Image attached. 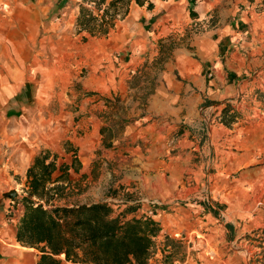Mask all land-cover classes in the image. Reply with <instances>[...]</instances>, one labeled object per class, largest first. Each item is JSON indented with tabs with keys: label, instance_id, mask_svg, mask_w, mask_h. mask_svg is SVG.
<instances>
[{
	"label": "crops",
	"instance_id": "obj_1",
	"mask_svg": "<svg viewBox=\"0 0 264 264\" xmlns=\"http://www.w3.org/2000/svg\"><path fill=\"white\" fill-rule=\"evenodd\" d=\"M59 1L0 0V185L7 180L8 169L19 175L22 182L26 181L36 155L43 149L54 148L58 135L60 139L67 138V132L52 134L50 106L57 102L53 97L56 90H67L68 84L79 77L84 59L74 49L80 52L84 44L79 45L68 32H57L58 25L53 21L45 22ZM165 3L164 10L149 11L163 12V18L173 22L170 27L186 22L199 25L204 31L193 35L188 44L191 49H176L162 63L154 90L138 116L140 119L125 132L130 145L137 141L134 154L141 167L149 170L143 185L156 194L147 197L157 204L165 203L153 217L159 223L155 241L158 248L167 245L171 250L163 255L157 249L149 264H247L257 249L250 245V239L244 242V238L254 236L253 231L264 227V208L259 209L264 205V199L261 200L264 178L260 175L264 165L256 166L263 162L255 144V140L264 141V113L260 118L255 108H251V103L261 104L258 97L264 101V3L263 0H168ZM147 10L131 5L125 20L107 35L102 55L111 56L117 73L113 80L102 73L95 82L93 68L89 77L83 81L79 78V88L91 96L85 103H94L111 93L117 96L129 89L128 81L147 59L149 41L139 36L131 42L135 31H140L136 28L131 32L128 26L136 14L145 16ZM213 11L218 22L210 28ZM78 12L77 7L71 13L68 6L63 8L65 29L75 25ZM58 101L61 103L62 98ZM130 102L134 104L132 99ZM247 104L254 112L244 119L259 118L251 126L243 127L241 122L245 121L238 118L236 122L240 123L229 127L216 122L228 106L240 110ZM41 109L43 115L37 113ZM91 110L81 126L84 135L74 142L79 147L76 157L83 168L86 158L82 156H94L101 130L100 119ZM203 126L211 129L208 143L213 147L221 145L226 154L220 163L218 159L215 161L222 167V176H206L202 161L185 162L201 148L195 136H192L195 141L189 140V134L182 131L197 133ZM39 127L41 130L37 131ZM177 130L181 131L182 139L176 141ZM202 149L205 154V148ZM234 149L240 151L235 153ZM56 159L58 166L63 165L59 163L60 157ZM245 165L249 167L239 177L228 174ZM187 169L191 175L186 183L182 181L180 191L165 195L168 188H179L184 179L179 177L181 171ZM59 174L56 172L54 177ZM203 189L208 191L204 195L198 192ZM0 193L4 194L2 185ZM147 207H142L144 213ZM11 213L8 207L0 211V264H36L33 249L17 242L18 219ZM177 232L190 240L174 239L172 234ZM209 250L216 252L209 254Z\"/></svg>",
	"mask_w": 264,
	"mask_h": 264
},
{
	"label": "rangeland",
	"instance_id": "obj_2",
	"mask_svg": "<svg viewBox=\"0 0 264 264\" xmlns=\"http://www.w3.org/2000/svg\"><path fill=\"white\" fill-rule=\"evenodd\" d=\"M165 1L168 0H154V9L164 10L163 8L167 6ZM79 3L80 0H60L56 6H53L51 12L47 14L49 20H45V22L50 23L53 21L56 23L58 25L56 26L58 29L57 32H68L73 35L74 39H77L79 45L82 46L84 44V49L82 51L80 50V52H78L74 49L78 56L82 55L81 57L84 59V67L79 70V77L77 79H73V81L68 84L69 86L67 87V90H64L63 92L59 89L56 90V94L55 96L53 95V97L57 99V102L50 106L52 113V134L55 135L56 132L64 134L67 132V138L60 139L58 135V139L55 142L56 146L54 148L51 150L43 149L37 155H39L42 151H48L51 155H58L57 157H60V164L63 163L66 165H73L75 160L78 159L77 151H79V147H77L74 142H76V138L80 139L84 135L81 131V126L84 121L83 119H85L84 117L87 116V113H89L92 109L91 106L95 105L94 109L91 111H94V115L96 114L97 118L100 119L101 130L99 131V135L97 137V144L95 145V151L93 152L94 156H82V158H86L84 168L81 165H77L76 168H79L80 172L75 171V169L72 170L70 174V186L67 188V198L62 202H57V205L71 206L75 204H91L98 201H107L113 205L119 206L118 210L120 211L131 208L135 210L134 212H136L138 216L139 214H144V208L142 207L145 205L147 207L152 203L157 204V201L151 198L149 200V197L155 196L156 192L154 190L147 191L146 187L143 185V178L148 175L147 173H149V170L145 167H141L138 157L134 154L136 152L135 147L138 146L135 144L137 141L130 145L128 143L129 137L125 136V132H127V127H129L131 123L140 119L138 116L145 108L144 105L146 104L145 102L147 97L154 90L158 76L157 73H159L162 63L166 61L176 49L183 47L191 49L188 46L191 42V38L193 35L203 32L204 29L199 25H187L186 22H180L178 25L170 27V24H173V22L166 21L163 18L164 13L161 11H159V13L157 10L152 12L147 10L145 11V16L136 14V18L132 20L133 22L130 23L128 28L131 32L136 28L140 31H135L134 36L131 37V42L139 36L144 39H148L149 50L147 52L146 61L140 63L142 67L132 77V79L128 81L127 87L129 89L127 91L125 90L122 93H118L117 96L113 93H111L109 97L105 95L108 98L101 96L100 99L94 101V103L88 101L89 103L87 104L85 102L91 96L89 93H85L81 88H79V86H81V82H79L78 79L81 78L83 81L85 78L89 77L91 70L94 68L95 72L93 74L95 75V82L102 73L105 74V77L106 74H108L113 80L115 78L114 75L117 73V69L112 65L110 55H102L104 53L102 48H106L104 44L106 43L108 37H94L88 32H81L78 30L76 21L80 13ZM65 6L69 7V13H71L74 7H77L79 10L75 25L69 26L66 29V24L62 22L61 17L62 10ZM193 15L194 14L192 13L191 16L193 17ZM132 16H134L133 13ZM216 16L217 13L214 12L208 27L211 28L218 22ZM124 20L125 17L118 18L116 24L120 26V23ZM182 21L184 22V20ZM113 29H115V27L111 29L112 33L116 30L115 29L113 31ZM153 38L155 39L153 40ZM121 53L124 52L121 51ZM115 54L118 56V53ZM143 57L144 56H142V58ZM59 97L62 98L61 103L58 101ZM259 98L260 97H258L257 102L261 104L258 106L253 105L251 101H247V103H251V108H255V112L261 118V115L264 113V101H261ZM95 99H97V97H95ZM131 99L134 101V104L130 102ZM249 107L250 104H247V106L243 109L237 110L231 106L228 108L227 113L222 112L220 115L221 120H217L216 122L225 127H229L233 125V123H240L243 119V121H245L241 122L243 123V127L251 126L253 123L252 121H258L259 118L248 119L247 121L244 119L245 117H249L248 115L254 112L252 109L250 110ZM133 110L135 116H133ZM120 111L122 112L120 113ZM37 113L43 115L44 110L41 109V112L37 110ZM236 118L240 119V122H236ZM209 123L213 125L211 120ZM65 127H67V131L65 130ZM260 128H262V125H260ZM40 130V127L37 128V131ZM209 130H211L209 126H203L202 130L197 133H192L188 130H186L187 132L182 131V133L189 134L187 137L189 140L195 141L192 139V136H195V138L199 141V147L201 148L185 162L195 164L202 161V163L205 164L203 173L206 176L211 174L222 176V167L217 166L219 164H216L215 161L218 159L220 163L222 157L226 154L225 152H222L223 147L221 145H218L217 147L215 145L213 147L210 143H208ZM178 131L179 130H177L178 136H175L174 138L176 141L182 139L181 131ZM255 141V144H258L257 150L260 151V153L258 152L260 156L259 160L263 162L256 166H263L264 141ZM139 145L142 147L141 142H139ZM202 148H205V154L202 153ZM213 150L215 152H213ZM232 151L236 153L240 150L234 149ZM201 153L203 154L202 157L200 156ZM217 153L218 157L216 155ZM248 167V165H245L241 168H235L228 174H230L231 177H239L243 172L242 170H246ZM150 171V173L153 174V171ZM181 172L182 173L179 177H184V179L181 180L179 188L175 190L168 188L165 195L171 196L172 193H177L183 186V182H187L186 178L189 177L191 173L188 169L185 170V172H183V170ZM6 173L8 178L1 184L4 194L1 195L0 193V211L8 207V211L12 212L10 215L14 216L13 214H16V217L19 218V216L23 215L26 211L27 203L24 202L23 199L27 197V180L22 182L20 180V176L14 175L11 169H8ZM260 175H263L261 177L264 178V168L260 169ZM235 187L238 190L237 186H234V188ZM206 191V189H203L198 192L204 195ZM12 192L16 193L15 197L10 196ZM187 193L189 194L192 192ZM263 199L264 198L262 197L261 200L263 201ZM183 202L187 204L189 203V200H183ZM158 203H160L158 204L159 208L165 206V203L161 204L160 201H158ZM261 207L264 208V205L260 206L259 209ZM115 209L117 210V207H115ZM256 211L258 212V209H256ZM252 234L254 236L248 235V237L244 238V242L250 239L252 241L250 242V245H254L257 250L254 252L253 256H250V261L247 260V264H264V227L259 228L257 231H253ZM33 252H35L34 254L38 256L37 250L33 249ZM215 252L216 251L209 250L207 253L214 255Z\"/></svg>",
	"mask_w": 264,
	"mask_h": 264
},
{
	"label": "trees",
	"instance_id": "obj_3",
	"mask_svg": "<svg viewBox=\"0 0 264 264\" xmlns=\"http://www.w3.org/2000/svg\"><path fill=\"white\" fill-rule=\"evenodd\" d=\"M133 4L154 9L152 0H80L76 26L107 36ZM52 156L42 151L34 158L26 174V211L17 218V242L38 251L36 264H149L159 223L107 201L58 206L67 198L70 170L79 172L81 164L58 166Z\"/></svg>",
	"mask_w": 264,
	"mask_h": 264
},
{
	"label": "built area",
	"instance_id": "obj_4",
	"mask_svg": "<svg viewBox=\"0 0 264 264\" xmlns=\"http://www.w3.org/2000/svg\"><path fill=\"white\" fill-rule=\"evenodd\" d=\"M158 208H159L158 204L152 203L149 206L148 211L146 213H144V214H139L138 217L153 218L159 212ZM172 237L174 239H177L179 241H184V242L190 240L189 237H187L186 235H184L181 232H177L175 234H172ZM157 249H158V251L161 252V254L164 255V254L168 253L171 250V247H169L167 245H163V247H159L158 248L157 243H156L155 238H154V245H153V248L151 250L150 261L154 259L155 252H156ZM174 264H179V263L175 262Z\"/></svg>",
	"mask_w": 264,
	"mask_h": 264
},
{
	"label": "water",
	"instance_id": "obj_5",
	"mask_svg": "<svg viewBox=\"0 0 264 264\" xmlns=\"http://www.w3.org/2000/svg\"><path fill=\"white\" fill-rule=\"evenodd\" d=\"M15 195H16L15 192H12V193L10 194L11 197H15Z\"/></svg>",
	"mask_w": 264,
	"mask_h": 264
}]
</instances>
